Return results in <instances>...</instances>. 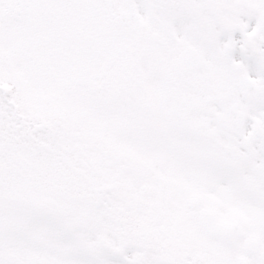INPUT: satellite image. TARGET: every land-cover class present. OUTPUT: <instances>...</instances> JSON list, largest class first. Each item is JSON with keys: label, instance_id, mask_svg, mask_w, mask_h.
Returning a JSON list of instances; mask_svg holds the SVG:
<instances>
[{"label": "snow or ice", "instance_id": "6c2138e0", "mask_svg": "<svg viewBox=\"0 0 264 264\" xmlns=\"http://www.w3.org/2000/svg\"><path fill=\"white\" fill-rule=\"evenodd\" d=\"M0 264H264V0H0Z\"/></svg>", "mask_w": 264, "mask_h": 264}]
</instances>
